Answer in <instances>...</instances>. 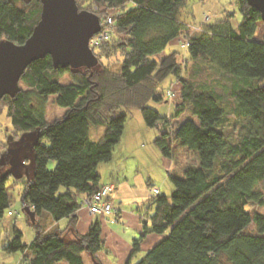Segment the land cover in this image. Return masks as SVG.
Instances as JSON below:
<instances>
[{"label": "trees", "instance_id": "16d2710c", "mask_svg": "<svg viewBox=\"0 0 264 264\" xmlns=\"http://www.w3.org/2000/svg\"><path fill=\"white\" fill-rule=\"evenodd\" d=\"M22 1L24 6L19 7L14 0H0V42L24 43L40 20L41 1ZM187 1L77 0L80 10L99 15L102 28L104 19L113 18L112 37L93 50L99 64L55 68L47 55L26 69L20 82L26 88L20 85L15 96L2 99L0 112L7 108L17 129L38 131L34 178L21 195L23 209L36 212L35 223L25 214L35 236L29 244L23 243V233L15 224L3 248L7 253L20 251L22 264H84L83 252L95 264H103L98 259L105 249L102 221H93L86 234L74 229L84 198L103 186L99 164L113 159L128 110L133 108L141 111L148 127L158 128L160 123L169 129L159 130L154 140L164 157L177 163L178 150L184 148L198 158V164L187 166L180 176L171 173L170 195L150 197L155 207L151 229L145 224L144 234L133 241L132 254L140 251L149 231L164 237L136 264H264V213L247 209L251 203L264 205V191L256 188L264 183V84L251 81L264 80V39H255L261 14L246 0H237L241 21L236 27L229 14L193 31L180 17ZM114 9L117 13L109 14ZM184 35L190 43L188 61L207 58L238 79L230 95L235 100V116L245 120L235 141L221 128L226 113L223 94L190 79L177 52L163 53ZM116 54L123 61L113 70L101 59ZM66 72L72 81L63 84L59 76ZM170 76L181 84V90L175 96L178 99H173L175 113L166 116L149 103L166 101L159 87ZM51 95L56 96L57 105L68 108L52 122L46 118ZM185 111L194 118L174 124ZM98 124H105L106 129L94 141L89 129ZM51 160L56 161L53 169L48 168ZM7 179L8 174L0 171V221L10 207ZM61 187H65L63 192ZM43 211L55 221L68 218L69 225L45 231L40 222ZM252 225L255 231L247 232ZM69 229L74 231V240H66Z\"/></svg>", "mask_w": 264, "mask_h": 264}, {"label": "rangeland", "instance_id": "374dc122", "mask_svg": "<svg viewBox=\"0 0 264 264\" xmlns=\"http://www.w3.org/2000/svg\"><path fill=\"white\" fill-rule=\"evenodd\" d=\"M19 7L24 6L22 0H14ZM28 6V5H27ZM131 8V6H129ZM109 14L117 13L116 9L108 11ZM229 14L232 16V24L236 27L241 21V13L237 6V0H188L187 4L182 8L180 17L183 21H186L190 28L195 25H202L207 23L208 25L214 24L219 20L224 19ZM205 15H209V19L205 20ZM117 35V34H116ZM123 35V34H122ZM256 40L264 39V22H259V29L255 36ZM177 52L179 63L183 66L185 74L196 81L199 85L205 84L209 88H214L221 92L224 96V108L225 116L221 128L224 129L230 136L231 141L237 140V132L240 124L245 119L237 118L234 114L235 100L230 95V87L238 79L225 72L220 71L217 65L211 62L207 58H198L196 60H190V54L188 49L181 46L178 40L169 44L165 49V54L170 52ZM163 56V53L159 55V58ZM103 63L107 64L109 68L118 70L123 61L121 54L114 55L112 57L102 58ZM173 77H169L159 87V92L162 93L166 101L156 102L151 101L149 106L158 110L162 115L171 116L175 113V103L173 101L178 94L179 87L171 84ZM59 81L63 84H68L72 81L70 72H66L59 76ZM253 84H264L263 81L257 79H251ZM23 88L26 86L20 83ZM172 90L175 96L172 99L167 95L168 90ZM56 96L51 95L46 105V118L48 121L63 116L68 108L57 105L55 101ZM178 98H176L177 100ZM128 120L125 125L124 133L119 144L115 146L113 151V159L109 162H103L99 166V171L102 172L108 164L111 162L118 164V171L114 174L112 171H103L102 180L107 181L112 176L119 177L120 181H124V177L128 178L130 185H135V191L138 195H148L146 200H150L151 189H159L161 194L170 195L173 189V183L171 180V173H176L180 176V172L187 166L197 165V155L184 148H179L177 163L172 162L169 164L162 153L154 145V140L159 136V128L148 127L145 123L141 111L137 108L128 110ZM194 118L189 111H185L180 116L179 121H174V124L181 122L185 119ZM106 129L105 124L91 125L89 129V137L91 140H99L103 137ZM38 137V131L34 130H20L17 129L10 118L7 115V108L3 107L0 112V171L2 174H8L7 190L10 196V207L7 210L4 218L0 221V264H22L23 255L20 251L7 253L3 250L4 245L8 239L12 236L13 227H16L23 233V243L28 244L35 236V230L31 227L26 219V215L23 211L22 204V192L29 180H33L35 173V143ZM56 166V161L51 160L48 163V168L53 169ZM106 170V169H105ZM178 171V172H176ZM116 176V179H117ZM151 179L153 186L147 187V180ZM141 182V183H139ZM120 187V192H122ZM259 190L264 191V183L256 187ZM65 187L60 188V192H63ZM113 194V192L111 193ZM127 195V193L125 194ZM112 204L115 208L121 204L125 206V210L132 208V198L124 196L122 203L119 200L112 199ZM247 209L251 211H260L264 213V205L260 206L255 203H251L247 206ZM11 212H15L14 215H10ZM40 222L44 229H49L52 225L51 214L48 211H43L40 216ZM64 225V223H63ZM76 231V227L74 229ZM247 232L255 231V227L252 225ZM257 233V232H254ZM127 237L130 234L126 233ZM74 235L68 234L66 240H71ZM140 252L137 253L134 259V263L144 257ZM84 264H94L92 257L88 252L82 254ZM58 264H69L67 261H61ZM108 264V263H106Z\"/></svg>", "mask_w": 264, "mask_h": 264}, {"label": "water", "instance_id": "95a60500", "mask_svg": "<svg viewBox=\"0 0 264 264\" xmlns=\"http://www.w3.org/2000/svg\"><path fill=\"white\" fill-rule=\"evenodd\" d=\"M40 20L22 44L9 39L0 42V109L5 96H15L28 66L49 55L55 68H93L99 59L90 47V39L101 30L97 13L80 10L77 0H40ZM261 14L264 22V0H246ZM32 223L36 212L25 207Z\"/></svg>", "mask_w": 264, "mask_h": 264}, {"label": "crops", "instance_id": "0c3cea01", "mask_svg": "<svg viewBox=\"0 0 264 264\" xmlns=\"http://www.w3.org/2000/svg\"><path fill=\"white\" fill-rule=\"evenodd\" d=\"M163 53L165 54V52ZM171 84H173L175 88L179 87L178 94H180L181 84L177 82L174 77L171 80ZM178 94L176 96H178ZM165 158L168 159L166 162H168L169 164L173 162L171 159L167 157ZM118 167V164L111 162L110 164H108V166H106V170L104 169L103 171L104 173H107V171L109 170L115 174L118 171ZM103 171L100 172L98 167V172L101 175V185L112 184L114 186L112 190L113 194H111V200H119V202L122 203L124 196H129V198H132V208H128L127 210H125V206H122L120 204L118 208H116L117 213L115 215L111 214L107 216H100L91 214L88 206L83 205L79 210V220L76 225V231L81 235L86 234L90 228L91 223L99 218L102 221V239L105 242V249L99 252L98 259L103 264H133V257L137 255L132 254L133 241L134 239L139 238L144 234L145 224L148 229H151L150 217L154 213L155 207L153 204H151V201L149 199L146 200V197L148 196L147 194L138 195V193L134 190L136 184L130 185L127 177H124V181L121 182L116 174L117 179L116 176H112L111 179L103 181ZM146 185L148 188L153 186L151 179L147 180ZM120 187H124L122 188V192H120L119 190ZM126 193L127 195H125ZM116 216L118 220L114 221V217ZM68 225V218H63L59 221H55L52 218L51 227L49 229H45V231L51 232L55 230H63ZM74 231L72 229H69V231L66 232V236H68V234L74 235V238L71 240L75 239ZM127 232L130 234V237H127ZM163 237V234L149 231L148 233H146L141 243V249L139 252L145 255Z\"/></svg>", "mask_w": 264, "mask_h": 264}, {"label": "built area", "instance_id": "2783aa9c", "mask_svg": "<svg viewBox=\"0 0 264 264\" xmlns=\"http://www.w3.org/2000/svg\"><path fill=\"white\" fill-rule=\"evenodd\" d=\"M97 7H95V10ZM210 17L209 15H205V20H208ZM104 28L101 27V30L95 34L90 39V47L92 50L97 49L100 47L105 41L109 40L114 31V21L111 16H108L106 19H104ZM193 31H200L201 25H195L193 26ZM178 42L181 44V46L188 48L189 47V38L184 35L182 36ZM167 95L172 98L175 96V93L170 89L167 91ZM159 130L162 131H168V128H165L162 124H158ZM112 184L103 185L98 191L93 193L89 197H85L83 200V205L88 206L91 214L94 215H100V216H107V215H115L117 213V209L113 206L111 201V193L113 190ZM160 193L159 189L153 188L151 189V198L156 197ZM15 212H10V215H14ZM118 220L117 216L114 217V221Z\"/></svg>", "mask_w": 264, "mask_h": 264}]
</instances>
